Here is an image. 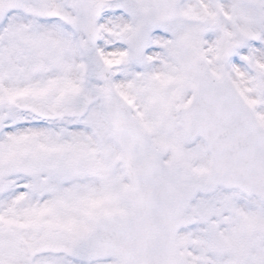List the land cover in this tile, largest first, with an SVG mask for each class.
Here are the masks:
<instances>
[{
  "label": "snow or ice",
  "instance_id": "snow-or-ice-1",
  "mask_svg": "<svg viewBox=\"0 0 264 264\" xmlns=\"http://www.w3.org/2000/svg\"><path fill=\"white\" fill-rule=\"evenodd\" d=\"M0 264H264V0H0Z\"/></svg>",
  "mask_w": 264,
  "mask_h": 264
}]
</instances>
